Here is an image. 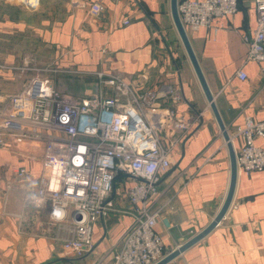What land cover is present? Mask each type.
Wrapping results in <instances>:
<instances>
[{"label":"crops","instance_id":"0c3cea01","mask_svg":"<svg viewBox=\"0 0 264 264\" xmlns=\"http://www.w3.org/2000/svg\"><path fill=\"white\" fill-rule=\"evenodd\" d=\"M95 2L102 5L97 16L89 11ZM124 19L128 24H122ZM255 25L253 0H238L234 14L214 18L212 27L186 32L229 138L246 117L264 121L263 78L259 64L246 58L242 39ZM174 32L178 36L170 0H0V109L33 76L34 68L45 66L76 69L46 73L60 92L74 97L96 92L97 73L105 72L139 90L166 84L180 88L178 103L162 104L184 114L206 106L195 132L172 149L171 168L159 183L156 206L162 208L155 230L166 250L214 218L230 174L228 147L191 63L181 52L177 58L166 41ZM239 70L246 79L238 78ZM102 91L112 93L106 87ZM239 141L231 140L233 150ZM254 143L264 149V136H256ZM41 154L36 142L24 139H9L0 149V264H113L131 222L127 198L117 196L115 208L94 224L93 245L82 256L65 251L62 241L73 235L69 222H52L48 204L38 207L25 200L27 189L37 186ZM18 167L27 170L25 177H16ZM166 264H264V168L237 169L223 218Z\"/></svg>","mask_w":264,"mask_h":264},{"label":"built area","instance_id":"2783aa9c","mask_svg":"<svg viewBox=\"0 0 264 264\" xmlns=\"http://www.w3.org/2000/svg\"><path fill=\"white\" fill-rule=\"evenodd\" d=\"M253 2L256 25L242 39L246 58L259 64L264 89V0ZM237 9L238 0H177L186 32L212 27L214 18ZM101 10L98 2L90 5L93 16ZM48 72L75 73L76 69L34 68L33 76L0 109V149L9 139L36 142L42 148L37 186L27 189L26 202L38 207L48 204L52 222L68 221L73 235L64 238L62 247L82 256L93 245L94 224L107 217L116 197L123 195L131 222L112 256L113 264L157 263L170 251L155 230L162 208L156 206L159 183L171 168L172 149L195 132L206 111L184 114L164 106L165 100L176 104L182 98L181 89L172 84L139 90L119 76L99 72L100 88L87 97H74L60 92ZM237 76L247 77L241 70ZM104 87L112 93H104ZM256 136H264V121L250 117L231 135L230 141L240 138L234 147L238 170L264 168V149L254 143ZM15 175L25 177L27 170L18 167Z\"/></svg>","mask_w":264,"mask_h":264},{"label":"water","instance_id":"95a60500","mask_svg":"<svg viewBox=\"0 0 264 264\" xmlns=\"http://www.w3.org/2000/svg\"><path fill=\"white\" fill-rule=\"evenodd\" d=\"M170 12H171V17L173 24L176 28V31L178 33V36L181 40V43L184 47V50L186 52V55L191 63V66L193 68V71L197 77V80L200 84V87L202 89V92L208 102V105L213 113V116L221 130L222 136L226 142V145L229 150V158H230V174H229V184H228V189L225 194V197L223 199V202L221 204L220 209L214 216V218L206 225L201 231L198 233L192 235L189 237L186 241L181 243L178 247L170 250L166 255H164L163 258H161L157 263L155 264H166L173 258H175L177 255H179L180 252L184 251L187 249L189 246L192 244L198 242L201 240L206 234H208L217 224L218 222L223 218L224 214L228 210L231 201H232V196L234 192V186H235V181H236V176H237V165H236V159H235V152L232 148L231 141L229 138V135L225 129L224 123L222 122V119L220 117V114L218 112V109L215 105V102L213 100V95L208 87V84L206 82V79L203 75V72L200 68V65L198 63V60L196 58V55L192 49V46L190 44L188 35L179 19L178 12H177V0H170ZM53 206V202L51 204ZM164 223H167L165 219H163Z\"/></svg>","mask_w":264,"mask_h":264},{"label":"rangeland","instance_id":"374dc122","mask_svg":"<svg viewBox=\"0 0 264 264\" xmlns=\"http://www.w3.org/2000/svg\"><path fill=\"white\" fill-rule=\"evenodd\" d=\"M175 34H173V36H171L169 33L168 35H166L167 37V43L168 45L170 46L171 48V52L173 53H177V58L179 57L178 56V52H181V58H183V60L185 61L186 59V54L183 50V48L181 47V42L176 34V32H174ZM181 62V60H179ZM187 63V62H186ZM188 65V64H187ZM180 70H185V66L184 65H180ZM56 75H58V73H55ZM196 105V104H195ZM206 105V104H205ZM204 106V105H203ZM206 108V106L204 107H200V111L201 110H204ZM209 109V108H208ZM209 112V110L207 111V113Z\"/></svg>","mask_w":264,"mask_h":264}]
</instances>
